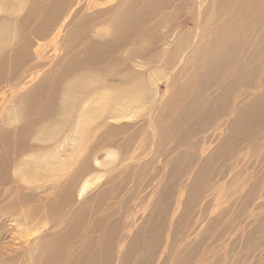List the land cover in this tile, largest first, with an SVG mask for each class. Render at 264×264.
Segmentation results:
<instances>
[{"label":"bare ground","instance_id":"obj_1","mask_svg":"<svg viewBox=\"0 0 264 264\" xmlns=\"http://www.w3.org/2000/svg\"><path fill=\"white\" fill-rule=\"evenodd\" d=\"M48 1L32 0L30 8L21 17L24 1L18 6L16 0H0V101L3 100L2 104H6L8 112L0 124V195L7 185L14 182V195L10 198L13 202L10 201V204L23 209L26 208V202H35L21 219V224L26 225L35 219L52 222L57 220L64 211L70 210L72 203L91 188L92 184L98 183L100 178L108 175L109 170L121 165L105 162L99 158V154L95 160L97 169L92 167L91 157L96 152H105L108 158L112 151L107 149L115 147L120 137L133 128L127 123L121 126L117 123L135 118L140 112H146L151 117L140 133L143 134L145 129L149 132H145V137L138 132L128 139L125 160L136 161L149 146L153 147L151 158L141 167L140 176H148V179L140 192L152 185L154 188L152 198H145L148 203L143 209V222L150 225L146 231L142 232V227L140 234L131 237L132 232L128 230L131 220L135 229L138 222L136 210L140 204L136 200V185L135 191H131L125 199L122 219L108 228L104 243L103 235L99 234L91 242H76L82 231L86 234L87 229L89 230L87 220L92 217L90 209L93 215L99 216L100 222L103 218L104 225L117 215L116 210L106 214L103 208L115 195L120 198L126 182L115 186L109 180L91 200L78 206L67 228L59 227V224L53 229L55 240L40 237L34 241L29 248V264H62L63 261L67 264H86L87 257L94 251L92 245L95 246L96 243L98 250L104 252L103 264H214V237L210 235L214 229V176L211 175V179H208L210 189L203 188L206 177H210L207 172L214 174V162L221 157H226V161L241 160V151L253 142L254 129L264 118V0H198V13L191 14L192 26L181 31L172 30V27L161 30L158 22L152 25L154 14L164 12L180 0H150L144 6L145 0H130L119 16L116 15V20L107 23L108 25L104 21L107 15L105 10L92 11L90 15L82 16L83 18L79 13H74L73 20L67 22L68 26H72L71 29L60 34L64 39L61 52L51 48L53 44L41 45V41L54 29L60 14L66 11L71 0H51L49 6L46 4ZM193 4L196 6L195 2ZM82 8L80 7L79 12ZM208 13L214 15L207 16ZM178 15L181 13H177ZM167 16L168 14L165 15ZM176 22L174 20L173 25ZM132 41L133 47L124 51ZM123 51L126 53L120 56ZM34 54L40 62L13 85L16 75L33 60ZM106 64L109 69L102 84L96 89L94 85L101 80L97 70L104 68ZM151 66L155 67L149 71ZM146 69L148 70L143 71ZM161 79L166 81V93L158 101L157 86ZM10 86L12 89H9ZM89 89L92 90L88 92ZM84 92L88 93L84 95ZM237 92V107L228 121V109ZM80 98L83 99L82 105L75 109V102ZM226 105L229 107L225 110ZM74 112L77 113V121L72 130L63 137L57 149L50 153V158H39L28 173L32 162L27 159L32 157L31 154L44 150L39 143L45 144L53 138L52 145H56L58 142L55 141L58 140L67 118ZM96 122L99 123L95 127ZM49 124L53 127L50 128ZM33 133L35 135L30 138ZM87 134L95 140L91 144L87 140L88 145L82 149L85 156L79 159L76 166L72 163V168L68 158L72 152L77 153V140H85L88 138ZM216 134H221L218 145L220 154H214L213 149L209 153L210 147L206 146L207 142L214 144ZM243 134L249 136V142L245 146ZM203 135L206 141L202 144L198 137ZM70 144L74 145L73 150ZM263 146L264 143L256 148ZM58 159L62 162V167L73 169L62 184H55L52 177L45 176H52L57 172ZM158 159H162V163L168 168L167 175L160 179H157L156 174L152 176L149 173ZM200 159L202 163L198 167ZM193 161L196 162L195 165ZM120 172L123 173L122 170ZM181 173L185 180L192 178L194 190L204 186L200 191L204 193L203 201L211 206V213L209 210L202 212L188 230L192 244L184 254L181 251L183 238L179 242H176L177 238L172 242L167 240L161 245L150 242L151 226H155L157 219H164V224L166 219H170L171 230L176 219L174 223L178 226L187 216L188 203L182 202L181 198L186 196V192L192 194L191 187L178 185L182 191L179 190L180 195L172 210L170 207L173 198L168 197L172 188L180 182ZM242 173H234V178H239L240 181ZM177 175H180L179 179ZM82 176L86 177L81 194L76 197L75 189ZM254 177L259 180V176L253 173L244 177L242 189L246 191L249 186H253V191L250 189V194L242 196V200L244 199V210H248L247 224L253 226L258 222L255 229L260 230L264 226V212L259 211L260 206H256L255 210L249 208L254 207L257 201L264 205L261 193H258V185L250 180ZM23 181L34 186L43 181L48 182L37 192L46 193L56 188L54 190L57 193L39 204L36 200L37 192L24 194L21 185ZM217 201L219 199L215 201L216 204ZM92 203L95 204L91 208ZM7 204L4 210L9 209ZM121 204L116 203L118 206ZM103 213L105 216H102ZM209 214L213 216L210 222ZM121 224H124L123 227ZM104 225L100 223L99 231L94 233H100ZM158 228H162L161 234L165 232L163 224L158 225ZM40 230L32 229L30 233L36 234ZM251 232L247 235L249 238L253 235ZM248 237L246 238L249 239ZM160 240L161 237L157 235V242ZM20 245L22 248L25 246L19 243ZM66 248H69V254L64 258ZM97 253L93 256L92 264L98 262V255L101 253ZM77 255L79 256L75 258ZM231 257L229 255L228 258ZM254 260L255 263L251 261L249 264H264V259L260 263V257Z\"/></svg>","mask_w":264,"mask_h":264},{"label":"rangeland","instance_id":"obj_2","mask_svg":"<svg viewBox=\"0 0 264 264\" xmlns=\"http://www.w3.org/2000/svg\"><path fill=\"white\" fill-rule=\"evenodd\" d=\"M21 1H22V3L24 1V9L20 12V14H22L21 17H23L27 12L26 10H28L30 8L32 0H20V2L16 0V5L20 6ZM129 1L130 0H103V1H101V0H87V1L86 0H71L69 3V7L66 9V11L64 13L60 14L59 20H58L56 26L54 27V29L52 30L53 32L51 31L50 34H48L47 38L45 40L41 41V45L49 46V45L53 44L51 48L54 47V49L59 50L61 52V48L64 46V45L62 46V43H64V39L61 38L60 34L62 33V35H63L64 31H68L69 29H71L72 26H68L69 25L68 23H70L73 20V16L75 15L74 13H76V14L79 13L80 17H82V16L84 17V15H90L92 11H96L99 9L105 10L107 15L105 16L104 21L106 22V24L107 23L110 24L116 20L115 18H117L119 16L120 12L128 5ZM105 2H106V4H105ZM148 2H150V0H145V2H143V6L145 5V3H148ZM194 2L196 4V6H194V4H193ZM197 2H198V0L197 1H195V0H180L177 3H175L173 6L170 5L168 7V9H166L164 12H162V13L157 12L156 14L153 15L152 25H155L158 22L157 24L160 25L161 30H165L167 28L169 29L170 27H172V30H175V31H181L190 25L192 26L191 14L192 13H198V11H197L198 10V8H197L198 3ZM50 3H51V0H49L46 4L49 6ZM86 5H87V7H85ZM80 7L81 8L83 7L82 11L84 13L82 11H81L82 13L79 12ZM174 13L176 14V17H175ZM177 13H181V15L177 16ZM166 14H168L167 17H165ZM116 15H118V16H116ZM210 15H214V14L213 13L207 14V16H210ZM173 19L175 21H177L175 23V25H173V21H174ZM168 20H169V22H167ZM170 20L172 22H170ZM58 36H60V37H58ZM133 44L134 43L132 41L131 44L125 48L124 51L127 52V50L131 49L133 47ZM48 51H51V50L48 49ZM124 51L121 53L120 56H123L126 53ZM35 55L36 54H34L32 57L33 60H31V62L16 75V81H15V83H13V85H15L18 81L22 80L25 77V75L27 74V72L29 71V69L33 66H36V64L40 62V60L39 61L37 60V57ZM168 56H170V55H168ZM41 62H45V61L41 60ZM162 65H163V63L161 64V66ZM49 66H51V64ZM49 66H48V68H49ZM157 66H159V65H157ZM154 67L151 66L150 68H148V69H150L149 71L153 70ZM108 69H109L108 64H106L104 66V68L97 70L98 77L101 80L97 81V85L95 84L94 88L98 89L100 84H102L103 79H104ZM148 69L143 70V71H147ZM23 70H25V71H23ZM149 71H148V74H149ZM146 77H148V75ZM81 82H82V78L80 79V83ZM10 88L12 89L11 86L9 87V89ZM91 90L92 89H89L88 92H90ZM94 90L95 89H93V91ZM88 92H84L82 94L85 95ZM157 93H158L157 100L160 101L161 98H163L165 93H166V81L165 80L161 79L159 81L158 86H157ZM238 93L239 92H237L236 95L233 97L231 104H230V107H229V105L225 106V110L228 109V107H229L228 113H227L228 121L232 117L231 115L237 107L236 106L237 105L236 100L238 97ZM252 97L250 99H252ZM82 100L83 99L80 98L78 101L75 102L76 103L75 109H77L78 107H80V105H82ZM2 102H3V100H2ZM2 102L0 101V124L3 123L5 117H7V115H8L7 108L5 106L6 104L5 103L2 104ZM76 106H77V108H76ZM42 112H43V109L41 108L40 113H42ZM145 115H147V116H145ZM150 118H151L150 115L148 116V114H146V112H140L136 115L135 118H131L130 120H123V121H120L117 123V125H119V126L127 123V124L131 125L133 128L127 134L122 135V137H120V140L118 141V143H116L115 147H113L111 149H107L110 152L112 151L111 155L108 158H107V154L105 152L94 153V155H92V157H91V165H92V167H95L98 169V166H96L95 160L97 159L99 154H101L99 156V158H101V160H103L105 162L108 161V162H113V163H117V164L120 163L121 165L119 167H115V168H112L111 170H109V173H107L108 174L107 176L105 175L102 178H100L98 183L96 182L95 184H92L91 188H89L87 191H85L84 194L81 195V197H79V195L81 194V189H82V184H83L84 178L86 177V176H82L81 180L78 182V185L75 189V195H76V197H79L78 200L76 202L72 203L71 207L69 208L70 210L64 211V213H62L60 216H58L57 220H55V221L53 220V222L48 221V220L47 221H45V220L39 221L40 219H35L34 221H31L26 225L21 224L20 223L21 219L24 216H26L25 213L29 212L28 209L30 207H33V205H35V202H33V200L26 202V208L24 207L23 209L21 207H17V205L10 204L9 203L10 201L13 202V200H11L10 198L14 195V188L12 186L14 184V182H13V184L7 185L3 189L2 194L0 195V264H29V262H30V254H29L30 249L29 248H31V245L34 243V241L40 237L55 240L56 238H54L55 237L54 230H55L56 226L61 224V225H59V227L67 228L69 223H71V220L73 219L74 214H75L78 206L85 203V202H88L89 200H91L93 198V196H95L98 192H100V190L104 187V184L109 180L113 181V185H115V186L120 185V183L126 182L125 183L126 187L123 190L122 194L120 195V198H117V196L115 195L113 197V199L111 201H109L108 205L105 206V208H103L104 213L109 214L112 211L116 210L117 215L114 216L113 218H111L109 221H107V223L104 225L102 223L103 218H101V222H100L98 219L99 216L93 215V212L90 209L89 213L91 212L92 217H88V220H87L89 230L87 229L88 232L86 231V234H84V231H82V234L79 235L80 237H78L76 239V242L77 241L81 242V240H83V241L88 240L91 242V239L93 237L97 238L98 237L97 234H99V235H103V243H104L105 235L107 234L108 228L115 221H118V219H122L124 212H125V206H124L125 205V199L131 193V191H135L134 189H135L136 185L138 186V194H137L138 199H136L138 203L137 202L136 203L140 204L139 207L137 206V208H138L137 210L135 209V207H133V210L134 211L136 210V212L138 213V222L136 224L137 230L134 228V223L132 220H131V224H130L128 230H130L132 232L130 234L132 237L133 235L140 234L141 233L140 229L142 227H143L142 232L146 231V229L150 228V225H145V223L143 222V217H144L143 211L145 210L144 208H146L145 206L148 203V201L145 198L146 197L152 198L154 185L149 186L148 188H146L145 191L140 192L141 188L144 187V185L148 179L147 178L148 176L147 177H145V176L141 177L140 173H141L142 165L144 167V165L147 163L146 161L149 158H151V156H152L151 152H152L153 147L149 146L150 148L147 149V151L143 154V156L145 154H146V156H144V157L142 156L143 158L139 157L138 160L137 159H136V161L133 160V162L130 161V159L125 160V154H124L126 143L130 137H132L134 135L136 136L138 132H139L140 136L142 135L143 137H145L146 133L149 132V130L145 129L146 133L144 131H143V134L140 133V131H142V128L144 130L145 125L147 124V119L149 121ZM227 119H225V120H227ZM76 121H77V113L74 112L72 115H70L67 118V121L63 126V129L60 131L61 133L58 136V140L55 141V142H58L56 145H52V143H54L53 138L45 144L39 143L44 148L45 151L44 150L37 151L34 154H31V156H32L31 158L27 159V160H30L32 162V163L30 162L31 164L28 167V173L32 171L33 165L35 164V162H37V160L39 158L42 157L43 159H45V157H48V156L50 158V156H51L50 153L53 150L57 149V147L60 145V142L63 140V137L65 135H67L72 130ZM260 122L261 123L258 124L256 126V128L254 129L253 133L255 136H254L253 142H251L250 145H248V146L246 145L245 150L241 151L240 157H239V158H241V160L237 161V162H234L233 160L226 161V157L225 158L221 157L220 160L214 162V166H213L214 174L210 171L207 172V175L209 174L210 177H208V176L206 177V182L204 185L205 187L202 186V187H204L203 189H205V188L210 189V185L208 184L209 183L208 179H211V175L214 176L213 177L214 180L212 182V183H214V229H212V233L210 232L211 234L209 233L212 237H214V264H249V263H251V261L255 263L254 259L257 260L259 257H260L259 261L261 263V261L264 259V226L261 227L260 230H257V229H255V227H256L258 222L255 223L253 226H251L250 224H247V221L249 219L247 217L246 212L248 213V210L246 208L244 210V203H243L244 199L242 200V196H247V194L250 192V189L251 190L253 189V186H249L246 191H245V189H242V186L244 185L243 181L245 180L244 177H246L247 175H252V173L256 174V176L257 175L259 176V180H257L256 177L250 178V180H252L255 184L258 185V187H259L258 193L259 192L261 193V196L264 200V188H263V185H264V166H263L264 165V146L256 148L259 144L264 143V118H263V121H260ZM13 123L17 125V123H15L14 121H13ZM97 123H99V122L95 123V127H96ZM49 125H50V128L53 127V125H51V124H49ZM259 125H261V126H259ZM34 135L35 134L33 133L32 136H30V138H32ZM89 136L90 135H88V138H86L85 140H83V141L77 140V142L75 143L76 144L75 149H77V153L72 152L70 154V158H68V160L70 162V167L73 168V166H76L79 159H82L85 156L84 151L82 149L85 148L86 145H88L87 140L89 139L88 142L90 144L95 140L94 137L91 138V136L90 137ZM204 136L205 135L198 137V140L201 139L202 144L204 141H206ZM242 137L246 140V141H244V146H245V144L247 142H249V139H248L249 136L247 134H243ZM220 140H221V134H216V135H214V144L213 145L210 144V142L206 143V146L210 147V149H208L209 153L212 149H213L212 151H214V154L217 152L219 154L221 153L219 146H218L220 144V142H219ZM47 145H49V146H47ZM70 148H72L71 150H73L74 145L72 146L70 144ZM257 150H260V151L258 152ZM59 151H60V149H59ZM37 154H40V155H37ZM260 158H262V159H260ZM198 159H199V157H198ZM162 161H163L162 159L161 160L158 159V161H156V163L152 165L153 167L151 166L152 167L150 169L151 172H149L152 176H154L156 174V176H158L157 179L163 178L168 173V168L166 167V165L164 163H162ZM195 161H197V159ZM195 161H193L194 165L196 163ZM198 161H199V163L197 165L199 167L201 165L202 161H201V159ZM134 162H136V163L132 164ZM139 162H141V163H139ZM158 162H159V164H158ZM56 163H58V167H59L57 172L52 176H50L49 174H46L45 176H47L49 178L52 177L53 182L55 184H62L63 181L65 180V177L70 175V173L73 171V169L71 168L69 170V168L62 167L61 166L62 162L59 159L57 160ZM72 163H73V166H71ZM138 164H140V165H138ZM122 165H124V166H122ZM197 165L195 167H197ZM120 170H122L123 173L120 172ZM241 171L243 172L242 173L243 177H241L242 179L240 178V181H239V178L238 179L234 178V176L236 173H241ZM47 177H46V179H47ZM140 178H142V179H140ZM179 178H180V175L179 176L177 175V179H179ZM140 180H141V182H140ZM191 180H192V178L185 180L183 177V174L181 173L180 182L177 183L172 188L171 193L168 194L169 198L170 197H171V199L173 198V202L171 203V207H170L172 210L175 206L176 198L178 197V195H180L179 190L181 188L179 186L184 185L186 187L188 185L191 187L192 194L191 193L189 194V192H186V196L181 198L182 202L188 203V206H187L188 211H187L186 218H184V220L181 221V225L179 224L178 226H176V224L174 223L177 220L176 219L172 224L173 229H171V230H169L170 219H166L165 224L163 222L164 219H157L155 226L154 227L151 226L152 227V233L150 235L151 236L150 242H152V244L161 245V244H164L165 241L168 242L171 240V242H172V240L174 238H177L176 242H179V240H181L183 238V242H181L182 243V248H181L182 253L184 254L185 252L189 251V249L191 248L192 242L190 240L188 230L192 227L193 224H195L196 219L200 218V214L202 212H204V211L208 212V210H209L211 213V208H210L211 206H208L207 203L203 201L204 193L200 192L202 187L200 186V188H198L197 190H194L193 189V183L191 182ZM172 181L174 182V180H172ZM45 183H48V182L43 181V182L34 186V185L28 184L26 181H23L21 184L23 186L22 191H24V194H31L32 191H34V192L40 191V188H43L44 185H46ZM163 183L165 184V180L163 181ZM48 185H50V184H48ZM226 187H228V188H226ZM54 189H56V188L50 189V191H48L46 193H41V192L38 193L37 192L36 193L37 194V197H36L37 203L40 204V203H43L45 200L48 201L49 199H51L57 193V191ZM234 189L237 191L235 192ZM181 191H182V189H181ZM146 192L149 194H147ZM144 195H145V197H144ZM140 196H141V198H140ZM233 196H234V199H232ZM255 196H256V193H255ZM255 196L253 198H256ZM7 197H9V198H7ZM140 199H142V200H140ZM218 199H219V201H217V204H216L215 201ZM3 200H5V202ZM139 201L141 203H139ZM7 203H9V204H7ZM116 203L117 204L122 203V204H121V206H118V205H116ZM251 203H252V201H251ZM6 204H7V208H9L8 210H4V207ZM94 204L95 203H92L91 208ZM109 205L113 206V207H110ZM216 205H218V206L215 208ZM256 206H260L259 211L264 212V205H262L260 201L259 202L257 201L254 204V207H249V208L251 210H255ZM183 207L185 208L184 205H183ZM133 210H132V212H133ZM104 213L102 214V216L103 215L105 216ZM172 213H173V211L171 212V215H172ZM212 218H213V216L211 214H209L208 215V221L210 222ZM218 220H219V223H218ZM100 223L102 224V226L104 225L102 231L100 233H94L96 231H99L98 225ZM162 224H163V229L165 231V232H163V234L160 233L162 228H160V229L158 228V225H162ZM123 225L124 224H121L120 226L123 227ZM102 226H100V228ZM106 227H107V229H106ZM200 227L201 226H199V228ZM29 228H30V230H29ZM32 229H34V231L38 230V229H41V230L38 231L36 234L33 233L34 234L33 235L32 233H30V232H32L31 231ZM137 231H139V232L136 233ZM169 232H170V235L168 236ZM250 232L253 235H252V237L249 238L247 235H249ZM125 234L126 233H122V235H125ZM157 235H159V238L161 237L160 242H157ZM246 237H248L249 239H247ZM240 240H242V241H240ZM19 243L25 245L24 248H22L21 245L19 246ZM29 245H30V247H29ZM92 246L94 247L93 248L94 251L91 254H89V256L87 257L86 264H92L93 256L97 253V251L99 253H101L98 255L99 258H98L97 264H103L102 263V261H103L102 259L104 256L103 250H101V249L98 250L99 247L97 246V243L95 246L94 245H92ZM96 246H97V248H96ZM18 248H20V249H18ZM241 250H242V252H241ZM68 251H69V248H66L65 252H63L64 258L69 254ZM162 251H163V249H162ZM201 254H202V251H201ZM27 255H28V257H27ZM229 255H232V257L228 258ZM78 256L79 255L74 256V257L76 258ZM151 257H152V255H151ZM197 258H199L198 253H197ZM222 260L226 261V262H223ZM26 261H28V262L26 263ZM63 262H62V264H67L66 261L64 263Z\"/></svg>","mask_w":264,"mask_h":264}]
</instances>
